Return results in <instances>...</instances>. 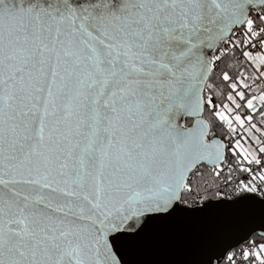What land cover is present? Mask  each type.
I'll list each match as a JSON object with an SVG mask.
<instances>
[{
	"label": "snow or ice",
	"instance_id": "1",
	"mask_svg": "<svg viewBox=\"0 0 264 264\" xmlns=\"http://www.w3.org/2000/svg\"><path fill=\"white\" fill-rule=\"evenodd\" d=\"M0 264H264V0H0Z\"/></svg>",
	"mask_w": 264,
	"mask_h": 264
}]
</instances>
